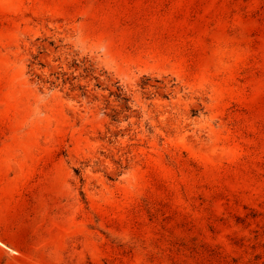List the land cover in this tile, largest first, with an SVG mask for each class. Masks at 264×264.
I'll return each instance as SVG.
<instances>
[{"label": "rangeland", "instance_id": "obj_1", "mask_svg": "<svg viewBox=\"0 0 264 264\" xmlns=\"http://www.w3.org/2000/svg\"><path fill=\"white\" fill-rule=\"evenodd\" d=\"M0 264H264V0H0Z\"/></svg>", "mask_w": 264, "mask_h": 264}]
</instances>
